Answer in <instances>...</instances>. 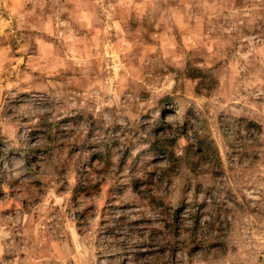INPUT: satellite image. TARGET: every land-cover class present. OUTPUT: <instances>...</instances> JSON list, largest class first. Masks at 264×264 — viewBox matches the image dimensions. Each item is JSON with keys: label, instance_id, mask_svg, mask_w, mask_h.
I'll return each instance as SVG.
<instances>
[{"label": "rangeland", "instance_id": "374dc122", "mask_svg": "<svg viewBox=\"0 0 264 264\" xmlns=\"http://www.w3.org/2000/svg\"><path fill=\"white\" fill-rule=\"evenodd\" d=\"M0 264H264V0H0Z\"/></svg>", "mask_w": 264, "mask_h": 264}]
</instances>
